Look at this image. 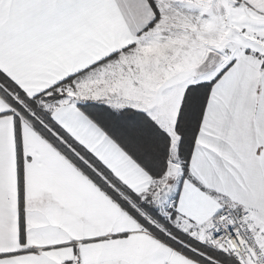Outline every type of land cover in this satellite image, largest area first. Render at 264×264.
Instances as JSON below:
<instances>
[{"label":"snow or ice","instance_id":"6c2138e0","mask_svg":"<svg viewBox=\"0 0 264 264\" xmlns=\"http://www.w3.org/2000/svg\"><path fill=\"white\" fill-rule=\"evenodd\" d=\"M0 264H264V0H0Z\"/></svg>","mask_w":264,"mask_h":264}]
</instances>
